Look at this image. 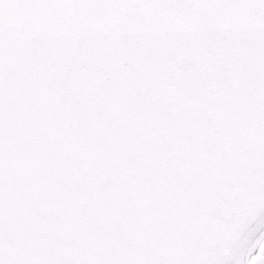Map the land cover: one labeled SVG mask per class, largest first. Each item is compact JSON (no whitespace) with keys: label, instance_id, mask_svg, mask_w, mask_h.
<instances>
[{"label":"snow or ice","instance_id":"obj_1","mask_svg":"<svg viewBox=\"0 0 264 264\" xmlns=\"http://www.w3.org/2000/svg\"><path fill=\"white\" fill-rule=\"evenodd\" d=\"M0 264H264V0H0Z\"/></svg>","mask_w":264,"mask_h":264}]
</instances>
